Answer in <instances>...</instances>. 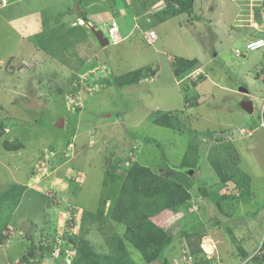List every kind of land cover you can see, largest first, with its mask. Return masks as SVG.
I'll use <instances>...</instances> for the list:
<instances>
[{
	"label": "rangeland",
	"instance_id": "374dc122",
	"mask_svg": "<svg viewBox=\"0 0 264 264\" xmlns=\"http://www.w3.org/2000/svg\"><path fill=\"white\" fill-rule=\"evenodd\" d=\"M77 1L92 16L75 45L45 28L63 22L64 0L0 8V264L254 263L264 245V47L246 41L264 39V0H194L189 13L180 5L190 0ZM101 12L131 35L114 43L110 24L94 18ZM29 44L49 56L20 54ZM178 56L198 59L182 78ZM138 68L153 73L132 88L117 82ZM248 99L252 112L242 106ZM161 110H177L185 125L153 123ZM115 151H132L165 177L173 167L191 177H176L191 195L184 206L150 217L172 238L151 262L113 209L126 175L111 165ZM66 250L76 252L70 262Z\"/></svg>",
	"mask_w": 264,
	"mask_h": 264
},
{
	"label": "trees",
	"instance_id": "16d2710c",
	"mask_svg": "<svg viewBox=\"0 0 264 264\" xmlns=\"http://www.w3.org/2000/svg\"><path fill=\"white\" fill-rule=\"evenodd\" d=\"M194 0H190L189 6L186 2H183L181 6L183 11H187L192 7ZM189 13V12H188ZM176 67L174 69V75L178 78H182L185 74L194 70L195 64L198 62L197 58H186L178 56L176 58ZM149 70L148 68H145ZM142 68H138L134 72L132 80L127 78L118 79L119 84H128L129 82H137L142 76H151L153 72L143 73ZM145 72V71H144ZM177 111V110H176ZM173 110L160 111L162 115L155 117L154 123L163 126L177 128L183 127V120L178 119L177 112ZM5 123L0 125V135L5 132ZM9 149H17V145H8ZM173 178L165 177V175L159 170L153 171L149 166L143 165L139 161H134L130 168L126 171L125 177L121 184L120 191L115 201L116 205L113 206L114 212L123 210L125 215V221L129 225L127 234L129 237H135L138 240L140 248L144 251L146 261L155 260L160 250L165 248L166 243L172 242V238L166 233V231L159 225H157L150 217L156 216L158 213L165 209H171L176 211L182 204H185L186 200L191 196L188 192V188L184 187V182L180 178L183 176L187 179L191 177L183 167H173ZM179 176V177H178ZM136 222L135 228L132 224ZM84 244V245H83ZM89 245L82 243L78 246V251L84 253ZM91 248V247H90ZM263 254L261 257H254V263L251 264H264V245L262 246ZM93 251L86 252L87 255ZM126 260V259H125Z\"/></svg>",
	"mask_w": 264,
	"mask_h": 264
},
{
	"label": "crops",
	"instance_id": "0c3cea01",
	"mask_svg": "<svg viewBox=\"0 0 264 264\" xmlns=\"http://www.w3.org/2000/svg\"><path fill=\"white\" fill-rule=\"evenodd\" d=\"M83 1H86V0H82V3H83ZM197 1L198 0H196V2H195L196 4H197ZM86 4H87V2H86ZM84 5H85V3H84ZM122 5H123V3H122ZM62 6L65 8L64 11L62 12V15H63V18L61 19V20H63L62 23L58 22V20H57L58 25L56 27L50 26V25H47V24H46V27H45V23L43 24V21H41L42 24L40 25V27H42L43 29H44V27L45 28L48 27L49 31H51L53 34H55L56 32L59 33L61 31L62 37H64L67 41H69V45H70V42L73 45H75L78 37H80L78 35L85 31L84 24H82L81 22L84 21V20H89V17L92 16V15H91V12H87V10H89V7H87V8L84 7L82 10H79L81 8V6L79 5V2L77 0L76 1L75 0H64V3L62 4ZM71 6L74 7V9H76V11L75 10L72 11L71 10ZM215 8H216V5H215ZM215 8H213L212 10H214ZM133 12H134V10H133ZM130 13L131 12L126 11L124 8H121V14H119V16L120 15L124 16L126 14L128 16V14L130 15ZM104 14H105L104 12L98 13L96 15L94 14V18H96L97 22H100V21H104L105 22L106 21L107 24H110L112 21H110L109 19L102 18V16ZM133 14H134V19H137L138 16H136L135 13H133ZM108 15H109V12H108ZM205 19L207 20V18H205ZM114 20H116L118 22L117 18H115ZM208 20H209V22H212V20H210V18H208ZM8 25H9L10 28H13L11 23H9ZM118 25H119L120 32H121V34L123 36V39L128 38L131 35V32H132V30L128 28V24L127 23L126 24H119V22H118ZM40 27L38 28V30L40 29ZM150 30L151 29H149L148 31H150ZM36 31H37V28H36L35 32ZM148 31L146 32V38H147ZM255 37H257V36H255ZM252 38L253 37H251L249 39H252ZM247 40H248V38H247ZM29 41H30V39H29ZM79 41H82V40H78L77 42L79 43ZM33 43H35V42L33 41ZM25 48L26 49L23 50L22 52H20V54H22L24 56H28L27 58H29V55L31 56L33 54L37 55L36 56L37 58L38 57H42V55L49 56L48 55L49 52H46V49L44 50V48H41V47L37 46L36 44H34L33 46L31 44H29L28 47L25 45ZM68 51H69V49L66 50V52H68ZM87 52H89V51H87ZM77 53H78L77 54L78 55V57H77L78 60H80L79 54L81 56L82 55H84V56L86 55V53H84V52L82 53L80 51H78ZM11 56H12V54H11ZM88 57L85 56V58H82V60L84 61L83 62L84 64H86V63H88L90 61V59ZM1 69L2 68H0V76H1ZM138 81L140 83L142 81V79L138 80ZM7 82H9L11 84L10 80L9 81L7 80ZM7 82H4V84H3L5 87L7 86ZM128 84H129L130 88H132L133 86H135L138 83L136 81L135 82L133 81L132 84H131V82H129ZM7 89H6V91H7ZM157 125H160V124H157ZM160 126H163V125H160ZM164 127L171 128V127H167V126H164ZM110 158H111V165L113 166V169H115L116 171H120V172L123 171V173H126V171L130 168V166L132 165V163L134 161H136V160L138 161V159H136V156L134 155V153L132 151H130V152L129 151L128 152L121 151L120 153L115 151L114 154L112 153L111 156H109V159ZM180 225H181V223H179L178 229L180 228Z\"/></svg>",
	"mask_w": 264,
	"mask_h": 264
},
{
	"label": "built area",
	"instance_id": "2783aa9c",
	"mask_svg": "<svg viewBox=\"0 0 264 264\" xmlns=\"http://www.w3.org/2000/svg\"><path fill=\"white\" fill-rule=\"evenodd\" d=\"M12 1L13 0H0V8L9 5L10 3H12ZM109 37H111L113 39L114 43H118V42H120L123 39V36H122V34L120 32V29H119L118 22L115 21V20H113L110 23V26H109ZM157 37L158 36H157V33L155 32V30L148 31L147 39H148L149 42H153L154 40L157 39ZM109 41H110V38H109ZM263 45H264V39L255 38V39L249 40L247 42V44H246V47L248 49L253 50V49L259 48V47H261ZM261 124H263V126H264V118L262 119ZM12 231H14V229L11 226H9L5 231H3L2 234H3V236H7L10 239L12 237ZM59 241H61V240H59ZM60 251H61V248H60V243H59V244L55 245L54 256H59L60 255ZM206 252H207V254H210V253H208L207 250H206ZM66 253H67L66 260H67V262H70V260H72L74 258V254L76 252H75V250H66ZM183 260L191 261L192 260V256L184 255ZM175 264H178V262H176Z\"/></svg>",
	"mask_w": 264,
	"mask_h": 264
},
{
	"label": "water",
	"instance_id": "95a60500",
	"mask_svg": "<svg viewBox=\"0 0 264 264\" xmlns=\"http://www.w3.org/2000/svg\"><path fill=\"white\" fill-rule=\"evenodd\" d=\"M90 25V24H89ZM92 31L94 32L96 38L100 42L101 46L105 47L109 44V38L105 35L104 31L97 23H93L90 25ZM244 91L247 92V89L243 88ZM242 106L247 109L249 112L253 111V103L251 100H243Z\"/></svg>",
	"mask_w": 264,
	"mask_h": 264
},
{
	"label": "clouds",
	"instance_id": "9594fccd",
	"mask_svg": "<svg viewBox=\"0 0 264 264\" xmlns=\"http://www.w3.org/2000/svg\"><path fill=\"white\" fill-rule=\"evenodd\" d=\"M109 38V37H108ZM255 39V38H254ZM249 40H252V39H249ZM249 40H247L246 41V44H247V42L249 41ZM261 47H264V45L263 46H261ZM247 48V47H246ZM248 49V48H247ZM257 49V48H256ZM188 172V171H187Z\"/></svg>",
	"mask_w": 264,
	"mask_h": 264
},
{
	"label": "bare ground",
	"instance_id": "6f19581e",
	"mask_svg": "<svg viewBox=\"0 0 264 264\" xmlns=\"http://www.w3.org/2000/svg\"><path fill=\"white\" fill-rule=\"evenodd\" d=\"M208 253H209V251H208Z\"/></svg>",
	"mask_w": 264,
	"mask_h": 264
},
{
	"label": "flooded vegetation",
	"instance_id": "af4514ba",
	"mask_svg": "<svg viewBox=\"0 0 264 264\" xmlns=\"http://www.w3.org/2000/svg\"><path fill=\"white\" fill-rule=\"evenodd\" d=\"M249 100V99H248Z\"/></svg>",
	"mask_w": 264,
	"mask_h": 264
}]
</instances>
